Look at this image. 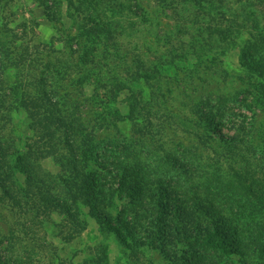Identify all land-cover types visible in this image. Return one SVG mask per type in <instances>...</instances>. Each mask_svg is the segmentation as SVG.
Returning a JSON list of instances; mask_svg holds the SVG:
<instances>
[{"label": "rangeland", "instance_id": "rangeland-1", "mask_svg": "<svg viewBox=\"0 0 264 264\" xmlns=\"http://www.w3.org/2000/svg\"><path fill=\"white\" fill-rule=\"evenodd\" d=\"M218 4L223 14L194 9L183 0H0V31H7V39L16 34L15 50L29 53L24 66H0V148L19 147L24 139L18 135L28 133L26 113L8 98L20 83L33 103L44 99L61 116L74 118L76 134L101 114L96 125L109 128L98 130L83 171L114 178V188L123 166H134L140 176L162 171L183 199L209 196L243 211L245 190L264 189V75L246 67L243 55L247 47L264 60V0ZM250 10L254 14L246 18ZM213 24L242 27L234 30L236 36H214L204 54L199 46ZM0 38L5 40L1 32ZM177 51H186V59L174 57ZM141 67L152 81L149 86L138 77ZM139 90L153 97L152 139L134 138L128 119L112 125L109 110L124 115L128 97ZM207 115L212 118L208 124ZM41 164L47 178L61 172L51 160ZM0 171L9 169L1 166ZM9 186L15 193L14 184ZM14 199L0 186V250L9 264H53L57 258L65 264H167L150 246H126L114 234L102 233L101 224L84 214V205L79 208L84 229L63 241L58 227L49 224L46 230L32 215L22 214ZM125 204L115 199L107 211L110 221L120 212L128 222L132 219L123 211ZM252 214V223L264 219V213ZM241 218L242 226L252 224ZM241 231L246 236V228ZM217 259L212 264H256L254 257L243 263L237 254Z\"/></svg>", "mask_w": 264, "mask_h": 264}, {"label": "trees", "instance_id": "trees-1", "mask_svg": "<svg viewBox=\"0 0 264 264\" xmlns=\"http://www.w3.org/2000/svg\"><path fill=\"white\" fill-rule=\"evenodd\" d=\"M183 1L192 4L194 9H204V12L221 13L224 10L223 6L214 5L216 0ZM223 13L224 11L221 14ZM252 14L253 10L246 12V18ZM237 27L242 26L209 25L208 35L202 40L198 51L205 54L207 45L213 47L211 39L214 36L217 39L231 37L232 33L236 36L234 30L237 31ZM104 28L109 35V27ZM90 29L98 34L96 27ZM0 32L5 37V40L0 38V66H24L29 53H18L15 50L13 37L16 34L7 39V31L3 28ZM261 35H258V38H262ZM262 40L264 41V38ZM193 43L196 46L197 41L194 40ZM23 50L26 51L24 47ZM243 50L246 67L253 70V73L264 75V60L252 54L251 48L246 47ZM185 53L186 51H177L173 56L182 60L186 59ZM143 68L138 72V77L149 86L152 81ZM18 84L19 86L16 84L12 87L8 98H11V103H18L19 109L26 113L28 121L24 128L28 133L22 137L18 135V138L24 139L19 147L10 144L0 148V167L9 169L0 171V180L3 181H0V186L3 187L4 194L11 197L14 195L13 204L22 214L29 213L41 226L45 225L46 230L49 224H52L54 229L58 227L62 231H56V235L61 233V240L69 241L84 229V212L79 210L84 205L87 207L84 214H89L101 224L102 233L114 234L126 246H150L154 251L158 250L167 264H212L220 259L217 257L230 254H237L243 263L248 257H254L256 264H264V219L259 218L260 220L251 222L252 213H264V189L260 193L254 192L253 189L245 190V195L242 192L246 196V204L242 205L243 211H234L228 202L219 203L210 199L212 197L208 198L209 196L199 201L181 198L173 184L166 180L168 178L161 176L165 173L157 170L153 172L161 175L149 176L144 173L146 176H140L134 166H123V170L115 174L118 176V185L114 188L113 176V179L108 180L107 175L102 176L96 170L88 169L85 172L82 169V163H86L98 130L109 128L108 124L96 125L101 114L96 113L88 120V130L76 134L77 129L72 123L74 118L61 116L57 109L48 106L44 99L41 103H33L21 84ZM150 92L153 93L154 90L150 89ZM152 98L142 95L141 90L136 94L132 93L127 102L129 109L124 115L115 109L109 110L114 119L112 125L117 127V121L128 119L134 138L152 139L156 134L149 129L153 126L152 105L149 103ZM156 103L161 104V101ZM0 105L3 103L0 102ZM206 120L208 124L212 118L207 115ZM78 138L79 142L76 144ZM44 160H51L60 167L59 175H48V178H57L56 184H52L42 171L41 162ZM101 166L103 167V164ZM10 182L14 184L13 194ZM115 199L126 201L123 211L132 214L129 222L121 212L114 218V222L110 221L107 211ZM248 207L252 213L245 214ZM54 216H58L60 220L56 221ZM241 217L252 224L247 225L245 222V226H242ZM221 223L223 226H220ZM245 228L246 236H243L241 230ZM100 247L102 248L101 245ZM103 253L104 250H101L100 254ZM57 260H53V264H65L62 258ZM0 264H9L1 250Z\"/></svg>", "mask_w": 264, "mask_h": 264}]
</instances>
